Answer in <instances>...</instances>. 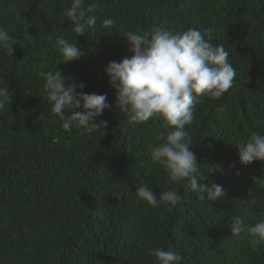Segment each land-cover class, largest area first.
<instances>
[{
  "label": "trees",
  "instance_id": "1",
  "mask_svg": "<svg viewBox=\"0 0 264 264\" xmlns=\"http://www.w3.org/2000/svg\"><path fill=\"white\" fill-rule=\"evenodd\" d=\"M92 0H86L85 7ZM71 0H0V27L14 37L12 58L0 52V264H157L153 248L178 252L182 264H264L230 221L264 219V164L241 165L236 143L264 134V0H103L97 24L75 37L63 15ZM112 18V29H103ZM199 29L222 44L236 70L220 99L204 98L187 131L204 174L223 186L217 202L186 184H167L151 150L168 131L161 119L129 123L115 107L106 65L130 57L127 31ZM57 37L77 43L80 59L61 64ZM61 71L85 93L106 94L96 118L106 128L65 131L51 114L38 73ZM66 81V83L72 82ZM145 183L159 196L175 190V208H151L136 195Z\"/></svg>",
  "mask_w": 264,
  "mask_h": 264
},
{
  "label": "clouds",
  "instance_id": "2",
  "mask_svg": "<svg viewBox=\"0 0 264 264\" xmlns=\"http://www.w3.org/2000/svg\"><path fill=\"white\" fill-rule=\"evenodd\" d=\"M71 0L63 15L72 25L75 37L83 36L97 24L93 12L103 11V0ZM115 21L104 18L103 29H112ZM122 37L129 45L130 57L111 61L106 65L108 84L114 91L115 107L129 123L144 124L156 118L165 122L168 129L162 132L159 143L151 150L152 163L165 173L167 184L184 182L189 191L200 195V199L217 202L225 197L222 185L215 182L204 184V174L197 164L196 154L191 150L193 139L187 126L194 120L196 106L204 98L220 99L233 86L236 70L229 62V52L222 44L213 45L204 34L195 28L173 32L154 27L127 31ZM16 47L15 39L0 27V52L11 57ZM54 47L62 63L76 61L83 55L80 47L66 38L57 37ZM51 105V114L65 131L83 130L91 134L106 128L108 122L96 118L111 107L106 94L85 93L84 84L66 77L61 71L48 70L38 73ZM72 80L70 83L66 81ZM7 85L0 87V110L9 102ZM241 165L253 161L264 164V134L253 133L246 142L236 143ZM137 197L151 208L165 206L175 208L182 197L169 189L154 194L147 183L136 189ZM232 236L247 235V243L253 250L264 247V219L249 224L242 217L230 221ZM148 255L157 264H182L178 252L156 247Z\"/></svg>",
  "mask_w": 264,
  "mask_h": 264
}]
</instances>
